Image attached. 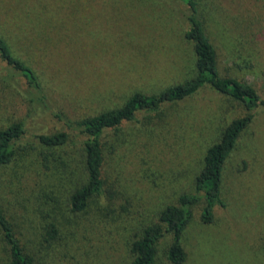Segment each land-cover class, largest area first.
<instances>
[{"label": "rangeland", "instance_id": "1", "mask_svg": "<svg viewBox=\"0 0 264 264\" xmlns=\"http://www.w3.org/2000/svg\"><path fill=\"white\" fill-rule=\"evenodd\" d=\"M222 76L249 83L264 99V0H202ZM188 7L179 0H0V36L38 73L48 108L30 113L24 82H0V128L24 121L22 145L62 130L54 113L72 120L122 106L137 92L155 94L193 74L185 39ZM0 63V76L4 74ZM237 101L206 87L167 105L161 119L123 124L108 150L104 176L112 186L103 207L72 213L73 186L24 150L0 169V202L37 264H131L130 243L184 192L208 148L233 120ZM78 158V157H77ZM56 165V166H55ZM76 180V178H74ZM224 207L204 224L201 207L183 237V264H264V107L242 134L223 175ZM110 200V202H109ZM44 215L59 236L45 242ZM166 235L155 264H172ZM0 243V264H7Z\"/></svg>", "mask_w": 264, "mask_h": 264}, {"label": "trees", "instance_id": "2", "mask_svg": "<svg viewBox=\"0 0 264 264\" xmlns=\"http://www.w3.org/2000/svg\"><path fill=\"white\" fill-rule=\"evenodd\" d=\"M179 1L188 7L189 29L185 39L192 45L195 57L190 78L155 94L137 92L118 108L80 120L54 113L53 117L62 124V130L35 135L36 145H22L27 134L24 121L0 128V169L11 165L21 151L38 150L40 165L51 169L50 164L57 162L54 174L73 186L69 197L71 212L84 214L92 203L103 207L101 201L112 189L104 176L108 150L114 148L111 134L118 138L123 124L134 122L139 113H146L147 119H161L167 105L187 100L206 87L230 97L246 109L247 115L229 123L221 131L219 140L206 151L202 168L194 178L193 192H184L174 204L164 207L158 215V222L144 227L130 243L131 264H155L159 243L166 235L172 238L167 251L168 260L172 264L186 261L183 237L193 221L196 207H201L204 224L215 222L216 208L225 206L222 197L225 165L242 134L252 124L256 109L264 107V99L252 85L235 77L222 76L219 55L207 31L202 0ZM0 63L4 71L0 76L2 84L17 88L19 80L24 82L23 97L30 106V113L48 108L47 95L38 73L16 55L11 43L2 36ZM43 218L45 242L55 240L59 236L56 223L48 221L49 215ZM13 222L0 202V243L8 256L7 264H37Z\"/></svg>", "mask_w": 264, "mask_h": 264}]
</instances>
